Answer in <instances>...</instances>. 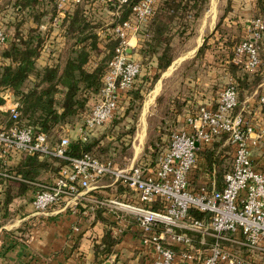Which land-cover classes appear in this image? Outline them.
Wrapping results in <instances>:
<instances>
[{
    "label": "built area",
    "instance_id": "built-area-1",
    "mask_svg": "<svg viewBox=\"0 0 264 264\" xmlns=\"http://www.w3.org/2000/svg\"><path fill=\"white\" fill-rule=\"evenodd\" d=\"M86 1L57 3L63 13ZM105 1L116 5L118 11L130 2ZM159 1L139 0L127 18L109 27L118 42L85 124L78 127L81 137L87 138L113 117L142 71V63L131 58L128 47ZM7 41L0 23V46ZM235 53L236 61L248 72L262 64L264 13L248 20L247 35ZM261 99L264 101V96ZM239 101L236 81L231 80L221 87L215 105H201L186 117L184 125L172 131L154 164L141 160L123 168L90 153L68 155L70 138L66 133L53 146L45 131L22 119L20 101H16L8 109L12 123L0 127V157L55 154L68 160L53 181L38 183L32 203L41 213L61 204L75 207L105 177L124 185L129 192L126 200L102 198L97 204L133 216L150 264H188L198 259L202 264H260L256 256L264 257V168L253 152L264 131L257 129L244 107L238 109ZM224 136L232 149V167L219 187L201 151ZM192 208L202 216L191 213ZM207 237L213 240L204 253L201 245L207 243ZM110 264L122 263L114 259Z\"/></svg>",
    "mask_w": 264,
    "mask_h": 264
},
{
    "label": "crops",
    "instance_id": "crops-1",
    "mask_svg": "<svg viewBox=\"0 0 264 264\" xmlns=\"http://www.w3.org/2000/svg\"><path fill=\"white\" fill-rule=\"evenodd\" d=\"M235 1L237 0H207L201 13L192 22L193 32L183 48L147 92L153 100L148 106H144V110L142 108L144 120L151 105H159L166 99V94H170L168 79L179 70L185 82L181 83L180 89L174 91L173 96L169 95L171 99L167 109L174 116L171 120V123L174 121L171 132L184 125L186 117L196 108L216 104L221 87L238 77L230 70L229 64L237 65V74L248 72L241 62L236 61L235 47L247 35L248 20L261 15L263 9L259 0L249 2V7L245 6L247 11ZM81 6L89 12L93 22H100L96 33L103 42L116 39L109 27H113L122 17L127 18L130 15L127 9L118 11L116 5L105 0H87L81 3ZM74 8L73 5L62 13L57 6V13L52 19H44L39 24L32 20L29 22L30 25H37L46 34L38 58L39 65L53 66L64 58L63 53L69 43L64 22L68 15L73 13ZM190 19L193 20L192 16ZM150 22L151 19L142 24L139 34L132 38L128 47L131 58L140 62L141 40ZM229 40L236 41L231 51L229 46L224 44ZM215 41H219V46L210 47L204 55L197 57L204 43ZM156 65V59H152L149 65L150 73L156 70ZM142 69L146 70V67L143 65ZM216 71L219 80L216 79L217 73L214 74ZM199 73H205L207 76L204 81ZM3 95L5 102L0 105V127L9 125L8 109L13 102L19 101V97L11 93ZM262 96L264 69L261 81L254 89L246 91L238 107L245 108L246 115L260 131H264ZM166 114L168 116V113ZM165 119L164 117L163 120ZM63 132L71 135L72 129L65 126ZM76 134H79L78 128ZM25 156L27 157L18 155L10 159L0 157V264H110L114 259L122 264H150L143 248L140 226L133 216L123 211L114 213L109 208L97 204V200L102 198L126 200L129 192L124 185L116 183L111 177H105L99 186L82 196L80 203L75 207L61 204L47 212H37L32 201L38 183L53 181L60 169L45 170L35 180L25 178L16 169ZM253 156L264 168V132ZM5 173L12 174L13 177ZM9 178L16 182L10 194ZM20 181L29 184L22 194L18 191ZM107 236L112 242H107ZM212 240V237H207V243L201 245L202 252L207 251ZM256 257L260 264H264V257ZM188 264H202V261L198 259Z\"/></svg>",
    "mask_w": 264,
    "mask_h": 264
},
{
    "label": "trees",
    "instance_id": "trees-1",
    "mask_svg": "<svg viewBox=\"0 0 264 264\" xmlns=\"http://www.w3.org/2000/svg\"><path fill=\"white\" fill-rule=\"evenodd\" d=\"M138 1L130 0L124 8L131 11L132 6ZM206 2L207 0H160L158 2L145 36L141 40L139 51L142 55V67L144 65L146 70L137 75L129 90H132L129 110L136 102L138 107L142 106L145 93L152 88L161 73L171 65L192 34V22L201 13ZM259 3L264 13V0H259ZM5 4L12 5L16 17L9 21L8 28H5L9 37L7 45L0 46V105L5 102L4 93L18 96L22 119L39 130L45 131L54 146L61 140L65 126L77 129L85 124L91 106L101 89L118 40L103 42L96 33V27L100 22H93L89 12L81 4H76L73 13H70L64 22L65 33L69 40L63 53L64 58L53 66L39 65L38 58L46 40V34L37 25H30L29 22L32 20L39 24L44 19H52L57 13V0H5ZM10 27H13L10 29L12 34H9ZM235 42L229 40L224 44L228 45L231 51L230 46L236 44ZM219 44V41L204 43L197 57L204 55L208 48H215ZM152 59H156L157 65L156 70L150 73L149 65ZM262 60V64L253 73L237 74V65L229 64L230 70L238 75L235 81L240 101L245 97L246 91L254 89L261 81L264 55ZM61 94H63L62 97ZM196 110L198 108L194 111ZM117 111L113 117L116 116ZM166 113L168 118L174 119L169 109ZM173 122L166 124V119L163 120L162 129L154 139H160L164 145H168L167 138L172 133ZM8 123H12L10 118ZM104 136L94 139L90 135L83 138L76 134L66 152L75 157L85 153L98 157L94 150L98 149L97 146L103 141ZM155 144L156 140H153L147 145L149 151L152 146L151 164H154L158 158L154 151ZM217 148L218 143L214 142L201 151L209 172L214 170V162L219 154ZM66 162H68L66 158L55 154L27 155L16 169L23 177L35 180L43 171L50 168L58 171ZM231 167L232 163L229 169ZM8 180L11 182L10 194L16 182L10 178ZM223 185L224 183L218 181L219 187ZM28 186V183L20 181L19 193H24ZM190 212L197 217L202 216V212L197 209L192 208ZM106 240L112 242L109 236Z\"/></svg>",
    "mask_w": 264,
    "mask_h": 264
},
{
    "label": "rangeland",
    "instance_id": "rangeland-1",
    "mask_svg": "<svg viewBox=\"0 0 264 264\" xmlns=\"http://www.w3.org/2000/svg\"><path fill=\"white\" fill-rule=\"evenodd\" d=\"M235 2L240 6L242 5L244 7V10L247 11V7L245 6L249 7V4L252 2V0H237ZM0 9V23L4 28L7 29V23L14 17H16V12L11 4H5V0H0ZM130 12L131 11H129V13ZM12 28L13 27L9 28V34H12V31L10 30ZM116 45L114 46L113 53L115 51ZM230 49H233L232 44L230 46ZM143 71L144 69L142 70V72ZM178 72H176L177 74H170L171 76L168 79L170 94L166 92V99L159 105H151L150 109L146 113L145 120L142 115V108L144 110V106H148V104H150V102L153 100L152 96L149 98L150 95L146 92L142 106L138 107V102H136L134 103L133 108L129 110L128 105L132 97V90L127 92L126 97L123 99L118 108V113L116 114V116H114L113 119L107 121L103 126L94 130V132L90 135V137L94 139L100 137L101 135H105L103 137V141L99 143V146H97L98 149L94 150V152H96L100 159H110L122 168L130 167L134 163H137L141 160L151 163L153 159V155L151 154L152 146L150 147L149 151L147 150V145H149V143L153 140H156V149L154 148V151L157 155L156 157L159 156L160 152L167 145H164V143L161 142L160 139L154 138L157 133H159L160 129H162L161 121L164 117L168 119V121H166V124L171 123V119L166 116L167 105L171 99L170 97L174 95V91L180 89L181 83L184 84L185 82L183 80V74L181 73V71L179 73ZM215 73H217L216 79L219 80L218 72L216 71L214 72V74ZM140 75H142V73ZM201 77L204 81V77L206 78L207 76L205 75V73H202ZM213 86L214 84H212V89ZM142 120H144L145 123ZM69 128H72V126ZM63 134L64 132L62 133V135ZM66 134L69 135L67 132ZM75 135L76 129L72 128L71 135H69L70 141L74 139ZM163 139L165 140L166 138ZM225 140L226 137L224 136L215 141L216 143H218L217 153L219 154L215 159L214 163L216 165L214 164L213 171L215 172L217 180L221 183L224 182V174L229 169L232 163V149L231 146L225 142ZM167 141H170V137L167 138Z\"/></svg>",
    "mask_w": 264,
    "mask_h": 264
}]
</instances>
